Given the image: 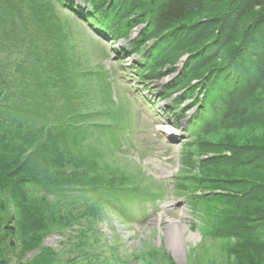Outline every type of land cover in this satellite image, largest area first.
<instances>
[{"label":"trees","instance_id":"obj_1","mask_svg":"<svg viewBox=\"0 0 264 264\" xmlns=\"http://www.w3.org/2000/svg\"><path fill=\"white\" fill-rule=\"evenodd\" d=\"M80 1L88 7L83 15L87 22L112 45L126 43L120 48L121 63L138 57L132 70L139 85L151 87L178 74L154 95L159 102L171 103L168 115L175 126L191 117L188 132L194 140L181 157L182 167L190 174L178 182V190L186 193L194 207L201 201L223 199L235 211L228 223H219L210 235L264 240V218L250 217L264 210V185L237 179L213 181L226 192L216 195L205 187L207 181L195 175L214 167L228 168L230 175L239 169L264 174V147L218 145L207 140L221 131L264 125V0ZM66 5L71 6L69 0H0V130L10 124L9 117L22 133L44 132L50 128L47 124L79 131L82 105L75 101L89 91L82 82L79 85L83 72L75 76L68 66V23L60 13ZM210 5H217L218 15L198 20L202 13L213 11ZM218 61L222 65L215 64ZM193 108L197 110L189 116ZM42 124L46 127L40 128ZM13 136L20 142L23 139L20 133ZM210 152L216 156L209 157ZM219 152L226 154L220 156ZM11 163L0 164L2 187L16 188L12 178L18 173H8ZM21 181H15L16 186ZM22 183L43 194L41 199H24L35 222L30 218L32 243L60 225L73 223L70 204L88 198L82 188L46 185L32 178ZM192 188L209 192L196 196L190 193ZM9 248L0 232V250Z\"/></svg>","mask_w":264,"mask_h":264},{"label":"rangeland","instance_id":"obj_2","mask_svg":"<svg viewBox=\"0 0 264 264\" xmlns=\"http://www.w3.org/2000/svg\"><path fill=\"white\" fill-rule=\"evenodd\" d=\"M77 3L82 6L80 0ZM208 8L215 11L217 5ZM213 11L202 13L198 20L218 15V10ZM60 13L68 23V66L74 69L70 72L75 76L83 72L79 85L85 84L89 92L75 101L82 105L79 114L83 116L77 132L47 124L50 128L44 132L22 133L9 117L10 124L0 130V164L12 161L8 173H18L11 180L17 189L0 185V232L10 246V250H0V264H264V240L210 235L219 223H228L235 215L223 199L201 201L194 207L186 193L178 190V182L190 174L182 167L181 157L194 140L188 132L191 117L174 126L172 118L162 113L171 103L153 108L154 96L147 91L142 96L143 87L136 84L131 70L123 71L117 64L110 43L76 20L74 13ZM126 65L130 67L131 62ZM177 75L165 77L163 84ZM161 86L162 81L150 88L158 91ZM19 133L21 142L13 136ZM207 140L218 145L264 147V125L221 131ZM208 155L216 156L214 152ZM195 175L207 181L205 187L216 195L226 192L213 181L237 179L264 185V174L249 169L230 175L228 168L214 167ZM30 178L46 185L82 188L88 197L81 204H70L73 223L60 225L33 243L29 235L31 222H35L25 200L41 199L43 194L31 185L25 187L22 182ZM15 181L21 182L16 186ZM189 191L196 196L209 192ZM250 217L264 218V210ZM174 221L180 222L187 236H196V242H174L168 231Z\"/></svg>","mask_w":264,"mask_h":264},{"label":"bare ground","instance_id":"obj_3","mask_svg":"<svg viewBox=\"0 0 264 264\" xmlns=\"http://www.w3.org/2000/svg\"><path fill=\"white\" fill-rule=\"evenodd\" d=\"M82 9V8H81ZM168 231L172 235V240L176 243L185 241L196 242L197 237L193 235H186V229L182 227L179 221L171 222L168 225Z\"/></svg>","mask_w":264,"mask_h":264}]
</instances>
